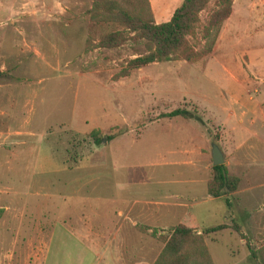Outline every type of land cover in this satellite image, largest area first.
Here are the masks:
<instances>
[{
  "label": "rangeland",
  "instance_id": "obj_1",
  "mask_svg": "<svg viewBox=\"0 0 264 264\" xmlns=\"http://www.w3.org/2000/svg\"><path fill=\"white\" fill-rule=\"evenodd\" d=\"M104 1L0 0V264H55L57 253L47 258L46 248L55 223L109 217L111 190L135 187L145 168H171L165 150L177 142L172 129L153 124L131 139L147 120L174 108L209 120L205 107L218 89L202 72L218 32L207 52L215 26H208L209 36L201 26L219 0H208L197 13L186 37L192 58L176 54L137 67L131 59L152 44L116 11L137 12L142 3L114 0L116 8H109ZM50 159L53 166L46 168ZM170 229L143 232L162 247L158 237ZM202 238L211 264H264V232L252 241L230 230ZM72 254L56 261L72 264Z\"/></svg>",
  "mask_w": 264,
  "mask_h": 264
},
{
  "label": "crops",
  "instance_id": "obj_2",
  "mask_svg": "<svg viewBox=\"0 0 264 264\" xmlns=\"http://www.w3.org/2000/svg\"><path fill=\"white\" fill-rule=\"evenodd\" d=\"M147 2L153 22L159 23L170 18L181 0ZM49 25L53 29V24ZM216 42L202 72L216 80L218 89V97L210 98L205 107L209 120L203 119L202 123L189 114L147 120L131 139L138 138L143 129L153 124L172 129L177 142L165 150L173 157L168 162L171 168H145L135 187L118 186L111 190L109 217H77V223L74 220L72 225L63 224L71 222L70 217H63L62 224L55 223L48 236L47 258L50 252L57 253L54 263L60 264L56 259L62 260L72 252V264H96L97 261L150 264L149 256L156 251L157 254L161 245L150 241L143 231L155 228L162 233L163 229L178 223L197 233L222 225L219 230H230L238 238L247 236L251 241L262 235L264 0H232L231 11L220 25ZM219 48H225L224 52L216 53ZM2 85L0 82V88ZM211 143L219 149L226 173L238 179L236 188L221 197H212L206 192L212 164ZM52 166L50 159L46 168ZM216 216L222 222L214 224L212 218ZM51 218L53 222L56 220ZM234 220L236 228H232ZM59 233L61 238H56Z\"/></svg>",
  "mask_w": 264,
  "mask_h": 264
},
{
  "label": "trees",
  "instance_id": "obj_3",
  "mask_svg": "<svg viewBox=\"0 0 264 264\" xmlns=\"http://www.w3.org/2000/svg\"><path fill=\"white\" fill-rule=\"evenodd\" d=\"M207 1L181 0L170 18L159 23L153 22L147 0H140L142 3L140 9L130 14L126 10L118 8L116 14L126 18L127 28L152 44L151 51L131 59L132 67L153 61L168 60L176 54H179L183 59L192 58L195 51L187 45L186 37L193 34L198 22L197 13ZM231 1L219 0L220 6L211 14L207 25L201 26V31L205 33V36H209V27L215 26L212 41L207 43V52L210 51V46L222 21L231 11ZM103 5H107L109 8L116 6L114 0H106ZM95 6L98 8L97 2H95ZM108 38L109 40L113 39V35L110 34ZM187 114L189 113L185 109L174 108L160 116H186ZM94 141L97 142L98 139L94 138ZM237 181V177L226 173L223 163L211 164L210 177L206 181V192L212 197H221L223 193L233 191ZM223 201L225 205H228L226 198H223ZM222 227V225H216L203 229L199 235L194 234L192 229L184 224L178 223L172 226L168 236L158 237L163 245L151 264H211L202 234H212Z\"/></svg>",
  "mask_w": 264,
  "mask_h": 264
},
{
  "label": "water",
  "instance_id": "obj_4",
  "mask_svg": "<svg viewBox=\"0 0 264 264\" xmlns=\"http://www.w3.org/2000/svg\"><path fill=\"white\" fill-rule=\"evenodd\" d=\"M102 140L104 139L102 138ZM210 157H211V163L213 165L222 163L221 153L214 143H211Z\"/></svg>",
  "mask_w": 264,
  "mask_h": 264
}]
</instances>
